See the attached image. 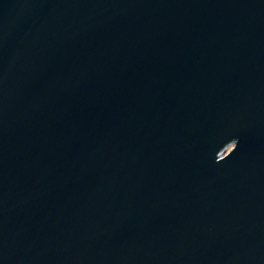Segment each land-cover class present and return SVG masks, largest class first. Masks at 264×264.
<instances>
[{
    "label": "water",
    "instance_id": "1",
    "mask_svg": "<svg viewBox=\"0 0 264 264\" xmlns=\"http://www.w3.org/2000/svg\"><path fill=\"white\" fill-rule=\"evenodd\" d=\"M0 264H264V0H0Z\"/></svg>",
    "mask_w": 264,
    "mask_h": 264
}]
</instances>
